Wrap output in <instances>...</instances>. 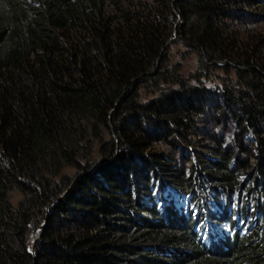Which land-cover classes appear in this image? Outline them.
<instances>
[{"label": "trees", "instance_id": "1", "mask_svg": "<svg viewBox=\"0 0 264 264\" xmlns=\"http://www.w3.org/2000/svg\"><path fill=\"white\" fill-rule=\"evenodd\" d=\"M0 264H264V0H0Z\"/></svg>", "mask_w": 264, "mask_h": 264}, {"label": "rangeland", "instance_id": "2", "mask_svg": "<svg viewBox=\"0 0 264 264\" xmlns=\"http://www.w3.org/2000/svg\"><path fill=\"white\" fill-rule=\"evenodd\" d=\"M167 67L166 69H172L173 67H179V73L182 77L188 78L191 74H196L198 77L200 76V69H197L196 58L192 54L184 53L182 47L175 41L174 36L171 37L167 44ZM223 72H216L214 75L210 76L207 83L205 79L200 77V81L209 89H213L215 84L221 80H226L227 78H232L231 74L224 75ZM203 80V81H202ZM194 82L193 79H190V83ZM147 93L141 92V95ZM150 97V96H149ZM148 98V97H147ZM107 138V136H106ZM71 169H65L64 173L70 172ZM21 199V195L17 192H12L9 194V201L12 206H16L18 201Z\"/></svg>", "mask_w": 264, "mask_h": 264}, {"label": "water", "instance_id": "3", "mask_svg": "<svg viewBox=\"0 0 264 264\" xmlns=\"http://www.w3.org/2000/svg\"><path fill=\"white\" fill-rule=\"evenodd\" d=\"M33 238H34V236H33Z\"/></svg>", "mask_w": 264, "mask_h": 264}]
</instances>
